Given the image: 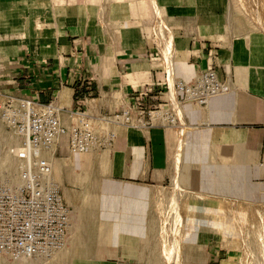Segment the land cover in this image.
I'll return each mask as SVG.
<instances>
[{"label":"crops","instance_id":"1","mask_svg":"<svg viewBox=\"0 0 264 264\" xmlns=\"http://www.w3.org/2000/svg\"><path fill=\"white\" fill-rule=\"evenodd\" d=\"M155 16L165 33L155 31ZM25 18L44 27L18 30L14 23ZM209 67L229 90L204 106L178 103L175 84L190 82ZM0 89L59 104L67 125L75 118L72 112L86 110L102 132V114L135 102L170 105L180 116L182 130L121 126L111 150L93 154L96 164L112 161L104 192L120 204L112 210L104 203L106 222L89 227L90 244L76 238L73 252L108 245L120 229H135L146 248L143 256L147 249L154 253L148 245L154 247L155 230L142 231L136 206L145 202L147 219L154 200L169 206L165 189L179 177V162L188 163L189 181L200 174L210 190L224 193L249 190L254 180H264V0H0ZM63 150L60 143L57 153ZM198 159L203 163L196 164ZM67 166L69 175L72 166ZM125 202L136 206L127 213ZM142 234L153 240L143 242ZM110 245L122 249L101 261L132 262L131 243ZM148 255L145 261H155Z\"/></svg>","mask_w":264,"mask_h":264},{"label":"built area","instance_id":"2","mask_svg":"<svg viewBox=\"0 0 264 264\" xmlns=\"http://www.w3.org/2000/svg\"><path fill=\"white\" fill-rule=\"evenodd\" d=\"M228 90L229 85L213 67L200 71L190 82L175 84L178 103L188 101L200 106ZM63 110L55 102L43 104L0 89V118L35 154L34 163L26 166L17 178L0 179V253L10 259H51L68 243L73 209L63 195L53 167L39 155L41 151L54 149L65 137L73 153L109 149L121 126L183 129L180 116L170 105L147 107L135 102L120 111L102 114L100 120L106 126L103 132L96 129L86 110L72 112L75 115L72 124H65Z\"/></svg>","mask_w":264,"mask_h":264},{"label":"rangeland","instance_id":"3","mask_svg":"<svg viewBox=\"0 0 264 264\" xmlns=\"http://www.w3.org/2000/svg\"><path fill=\"white\" fill-rule=\"evenodd\" d=\"M14 24L18 30L22 29L24 31H29V29L35 30L37 26H39V28L40 26L41 28L44 27V22L41 23L39 22L37 24V22L34 21L33 19L29 22L26 18L23 21H18V22L16 21ZM161 26H162L161 23L159 22V20H157V17L155 16L154 17L155 31H159V32L161 31V33L163 34L165 32H162ZM0 121L1 124L3 125V129L5 130V133L14 135L15 137L18 138L19 142L22 143L20 137L12 128H10L4 121H2L1 118ZM65 143H66L65 150L61 153L60 151H58L56 155L57 157H60V159L63 160L68 159L73 155L70 161L73 164L75 163V165H71L69 161H67L66 164L64 165L61 171L62 172L61 175L64 178L63 180L64 183H62L59 180L57 176L58 174L55 171L54 173L57 180L62 185V189L66 187L68 190H70V192H72L75 195L73 202H69L66 198L68 204L73 209V217H75L73 218V224H78V226H76L78 228L77 233L76 232L74 233L76 234L75 237L77 238V240H79V242L82 241L83 239L84 240L83 242H85V244H87L88 242L90 244V242H92V240L94 239L93 236L89 233L88 229L90 226H92V224L94 225L96 221H93L94 223L88 222L84 218L85 217L84 215H86V211H87V204H85V198H86L85 191L88 190V184L90 181L89 178L91 179L92 177L102 179L100 182L102 187V192L105 191L103 186L105 184L104 182L106 179L104 177L107 174H111L112 167L110 165L112 164V161L109 159L110 160L109 164H106V162L104 161L101 162L100 164H96L94 161V155L92 153L91 154L73 153L69 149L67 137H65ZM180 144L182 145V143ZM5 147H6V151L9 154L16 153L14 151L15 148L12 145H6ZM103 151H108V150H103ZM103 151L96 152L95 157L101 156L100 154ZM41 157L44 158L43 156ZM195 162L198 165L203 163L202 159H198ZM178 164L179 166L177 168L176 177L178 176L179 177L176 180H174V182L165 189V192L167 193L165 194L166 196L165 198H166V202L169 201L168 202L169 206H165L163 204V202L165 203V201H163L162 198L154 200L155 203L153 206V214H150L149 216L154 220L157 219L156 221L158 222L155 226V228L157 227V229H155L156 238H154L155 240H153L155 242V243L153 242L154 245L153 249L157 250L158 248L156 252L154 250L155 253L154 255L156 256L155 261L152 260L146 263L144 257H142L141 255L142 248L138 237L139 235L137 233L138 231H136L135 229L134 230L131 229L123 232L122 229H120L115 236V240L109 241V243L110 244L114 242L131 243V246L127 247V251L130 254V258L132 262L131 263L128 262L124 264H169L170 262L173 263V261H178V262H174L175 264L176 263L186 264L185 255L183 253L184 230L181 231L179 230L180 221H178L181 216L187 217L189 219L191 217L197 219L199 218L198 220H200V222L202 223V224L200 223L201 224L200 227L210 228L214 231L213 234L205 235V238L201 240L200 248L204 252V255L206 256V254L209 253V258L207 259L206 264H224V263L249 264V262L250 264L252 263L264 264V186H263L264 180H254L253 181L254 184L252 183L253 186H251L249 190L224 193L218 190H210L211 188L209 185L210 183H206L205 181L202 182V179H206L207 177L201 176L200 174L195 175L196 181L194 182L189 181L188 180L190 178L189 170H187L188 163L182 161L179 162ZM70 165L72 167H70ZM66 166L67 168L70 167L74 170L77 176H79L78 179L81 180L80 182L75 181L72 177H70L68 174L65 173ZM109 166L110 169L108 171ZM0 168H3L0 169V172L2 171L1 173L3 175L2 176L0 174V179H2L5 178L7 175L5 172L6 167L4 168V166H0ZM196 168L195 171L197 170ZM198 171L200 172V168H198ZM234 185L237 186L238 184L235 183ZM239 185H240L239 187H241V183H239ZM167 197L169 198L168 200ZM176 202L178 203V205ZM171 208H175L174 210L172 209L173 212ZM214 209L215 210L217 209V213L215 215H213V213L211 212ZM76 210L78 211L76 212ZM103 210H105L104 203H102L99 206V212H98L99 218L97 219L103 220L104 215H102V212H105ZM117 210H119V208ZM115 223L116 226H119V228L121 227L122 221H120L119 215L115 219ZM139 225L140 224L138 223L137 226ZM175 228H177V230ZM225 228H229V230L224 231ZM157 230H159V232H157ZM174 230L178 233V236ZM229 233L230 234L238 233L239 238L241 235H243L245 239L249 238V235L252 234L251 237L255 239V242L257 243L258 246L257 247L255 245L257 251H255L254 249V252L250 251L251 254L249 255L246 251L242 249V247H240V245H238L237 243H233L235 242L234 240L229 243L227 236V234ZM156 243H158L160 246L156 245ZM163 243L164 245H162ZM110 244L103 246L98 244H93L87 247L84 246L78 247L77 251H80L81 253L80 252L77 253V251L73 253L70 252L66 262L64 263L105 264L103 261H101V258L105 259L106 257H114L116 256L117 250L122 249V247L118 248V246L116 245L113 246ZM67 247H70L69 244L67 245ZM175 251L178 252L175 253ZM170 254L173 255L175 259L172 258L173 256H170ZM154 255L152 253L149 256L151 257V259H153L155 257ZM177 255L179 259L177 258ZM0 259L3 262L5 261V263H14L13 260H15L8 258L1 253H0ZM74 259H76V261L79 262L73 261ZM28 261L29 262L18 260L17 263L34 264L36 260H28ZM80 261L83 263H80ZM39 262H36L35 264H38Z\"/></svg>","mask_w":264,"mask_h":264},{"label":"bare ground","instance_id":"4","mask_svg":"<svg viewBox=\"0 0 264 264\" xmlns=\"http://www.w3.org/2000/svg\"><path fill=\"white\" fill-rule=\"evenodd\" d=\"M60 143H61V146L63 147V149L65 150L66 144H64V142L62 143V141H60L59 144ZM59 144L54 149H52V150H43V151H41L39 153V155L40 156H43L45 159L48 160V162L50 163V165L53 167V170L59 175V176L57 175L58 178L60 177L62 179V181H63L64 179L61 177V173H62L61 171H62L65 163L63 161H61L60 157H57V155H56ZM6 145H12L15 148L14 151L16 153L9 154L6 151V147H5ZM94 153H96V152H92V154H94ZM21 154H23V155H21ZM87 154H91V153H87ZM34 161H35V154H34V152L28 150L27 147H25L23 143L19 142L18 138L15 137L14 135H11L9 133H5V130L3 129V125L1 124V121H0V166H4V168L6 167V170H5L6 174L8 176H11L12 178H17L19 176V174L21 173V171L26 166H28L29 164H33ZM69 163L71 165H75V163L73 164V163H71V161H69ZM0 169H3V168H0ZM1 172H0V174L2 175ZM68 173H69V176L72 177L75 181H77V182H80L81 181L80 179H78L79 177L77 176V174L74 172V170L72 168L68 170ZM60 178H59V180H60ZM89 180L90 181H89V184H88V190L85 191L86 192V195H85L86 196V198H85V204H87V211H86V215H84L85 216L84 218L88 222L96 221V223H97V220H101V219H97V218H99L98 217V215H99V213H98L99 212V206L102 203H107L108 204V205L106 204L107 205V208H110V209L113 210V209H115L120 204V202H119V198H117L114 194L107 195L105 192H102V187H101V184H100V182H101L102 179L92 177L91 179L89 178ZM62 183H64V182H62ZM104 186H105V184H104ZM104 186H103V188H104ZM64 190H65V197L67 198V200L69 202H73V200L75 198V195L72 192H70V190H68L66 187H64ZM101 193H102V195H101ZM141 202L142 201H139L138 206L134 205L131 202H125L124 203V210H125V212L129 213L130 210H131L132 205L136 206V208H137L136 211H138L139 213H142V215H143L141 217L142 220L140 219L142 231L143 232H145L146 230L147 231L148 230L151 231V229H153L152 230V232H153L155 229H157V227L155 228L156 224L158 223L156 221L157 219L154 220L152 218H149V219L146 218V205H145V202H143L144 204L143 203L141 204ZM177 205H178V203H177ZM178 208H179V206H178ZM172 209L174 210L175 208H171V210ZM173 210H172V212H173ZM77 211L78 210H76V212ZM178 211H179V209H178ZM215 214L216 213H214L213 215H215ZM177 216H178V214H177ZM198 219L197 218H194V217H191L189 219V218L184 217V216H181L179 218V220L177 219L178 221H180V226H179L180 229L179 230L180 231L181 230H184V233H183L184 234V236H183L184 237V243H183L184 244L183 245L184 252L183 253L185 255V263L186 264H206L207 259L209 258V253L206 254V256H205L204 255V252L200 248V246H201V240H203L205 238V235L213 234L214 231L212 229H210V228H202V227H200L202 223ZM96 223H95V225H96ZM76 226H77V224H72L70 236H69V239H68V242L72 245V249H71V247H67V245H68V243H67V245L65 246V248L60 253H58L57 255H55L54 257H52L51 259H43V258H35V259H33V258H20V259L13 260L14 263H5V261L3 262L0 259V264H24V263H17L18 260H23L24 262H29L28 260H36L35 262L32 261V262H34V264L36 262H39V261L40 262L38 264H67V263H64V262H66L67 257L70 254V252L73 253V246L75 245V242H76V237H75L76 234H74L75 232L77 233V230H78V228ZM95 227H97V225ZM175 229L177 230V228H175ZM226 230H229V228H225L224 229V231H226ZM94 232H96V231L94 230ZM157 232H159V230H157ZM253 232H255V231H253ZM175 233L178 236V233L176 231H175ZM224 233H226V232H224ZM240 234H241V232H240ZM145 235H146V233H145ZM145 235L142 234V236H143L142 237V241L144 242V240H145L146 243H148L150 241V239L153 240V238H155L156 233L153 236V238H149L151 235L150 236L149 235H146V236H149V237H146ZM251 235H249V238L245 239V237L243 235H241L240 238H239V234L238 233L237 234H233V233L227 234L229 243L234 240L235 242H233V243H237L238 245H240V247H242V249L244 251H246L249 255L251 254L250 251L254 252V249H255V251H257L256 250V247H255V245L257 246V243L255 242V239H253V237H251ZM158 236H159V233H158ZM174 237H175V235H174ZM192 240H195V241H192ZM152 242H154V241H152ZM156 245L160 246L158 243H156ZM162 245H164V243ZM145 246L147 247V244L144 245V247ZM148 247L149 248L152 247V250H155V249H153L154 247L151 246V245H148ZM237 248H238V246H237ZM143 249L145 251L146 248H142V250ZM148 250L149 249H147V252H148ZM157 250H158V248H157ZM157 250H155V252ZM147 252L145 253V255H147V254L150 255V253L153 252V251H150V253H147ZM159 252H160V250H159ZM177 252L175 251V253H177ZM141 254L143 256V252H141ZM154 254L155 253H153V255ZM154 256H152V257H154ZM170 256H173V255L170 254ZM158 257H157V259H158ZM149 258H151V257H149ZM155 258H156V256L153 259H155ZM172 258H174V256ZM177 258H178V255H177ZM48 260H50V261H48ZM73 261L79 262V261H76V259H74ZM156 261H159V260H156ZM172 261H173V259H172ZM145 262L146 263L148 262L147 259H146ZM174 262H178V261H173V263ZM241 262H242V260H241ZM80 263H83V262L80 261ZM171 263L172 262H170L169 264H171ZM249 264H250V262H249ZM252 264H254V263H252Z\"/></svg>","mask_w":264,"mask_h":264}]
</instances>
